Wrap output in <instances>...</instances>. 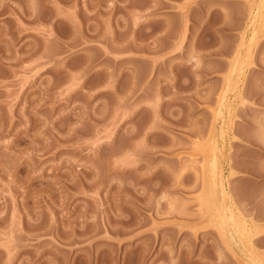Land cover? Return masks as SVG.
Returning <instances> with one entry per match:
<instances>
[{
  "label": "rangeland",
  "instance_id": "1",
  "mask_svg": "<svg viewBox=\"0 0 264 264\" xmlns=\"http://www.w3.org/2000/svg\"><path fill=\"white\" fill-rule=\"evenodd\" d=\"M0 264H264V0H0Z\"/></svg>",
  "mask_w": 264,
  "mask_h": 264
},
{
  "label": "bare ground",
  "instance_id": "2",
  "mask_svg": "<svg viewBox=\"0 0 264 264\" xmlns=\"http://www.w3.org/2000/svg\"><path fill=\"white\" fill-rule=\"evenodd\" d=\"M257 24V21L256 23ZM254 24V25H255ZM256 26V25H255ZM254 32V31H253ZM236 227V226H235ZM230 231V230H229ZM230 234H232V240L239 243V244H242V246L244 247V240L242 238V235L240 234V232L237 230V228H235L234 230L230 231ZM238 239V240H237Z\"/></svg>",
  "mask_w": 264,
  "mask_h": 264
}]
</instances>
